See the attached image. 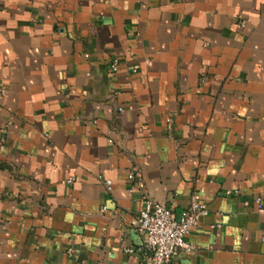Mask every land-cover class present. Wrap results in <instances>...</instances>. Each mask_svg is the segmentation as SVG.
I'll return each mask as SVG.
<instances>
[{"label": "crops", "instance_id": "0c3cea01", "mask_svg": "<svg viewBox=\"0 0 264 264\" xmlns=\"http://www.w3.org/2000/svg\"><path fill=\"white\" fill-rule=\"evenodd\" d=\"M0 87V264H150L193 194L170 264H264V0H0Z\"/></svg>", "mask_w": 264, "mask_h": 264}, {"label": "built area", "instance_id": "2783aa9c", "mask_svg": "<svg viewBox=\"0 0 264 264\" xmlns=\"http://www.w3.org/2000/svg\"><path fill=\"white\" fill-rule=\"evenodd\" d=\"M119 61L114 59L110 63L113 71L118 70ZM5 92L0 87V93ZM141 173L131 171L129 180L132 183L131 190L140 183ZM71 178L70 181H75ZM108 191L112 190L111 180H105ZM227 195L239 194L238 191L227 190ZM254 202L258 211H264V202L261 196H255ZM144 206L133 220V226L143 234L145 246L150 250V264H170L178 258L182 252H190L194 249L193 244L186 240L192 230L199 224L200 218L208 213V206L201 202L198 194H193L188 206L177 213L166 204L157 202L145 196ZM244 201V204H247Z\"/></svg>", "mask_w": 264, "mask_h": 264}]
</instances>
